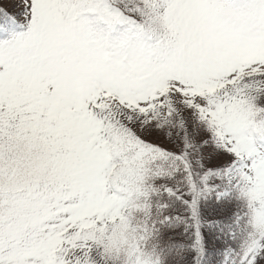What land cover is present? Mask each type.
<instances>
[{"label": "snow or ice", "instance_id": "1", "mask_svg": "<svg viewBox=\"0 0 264 264\" xmlns=\"http://www.w3.org/2000/svg\"><path fill=\"white\" fill-rule=\"evenodd\" d=\"M0 264H264V0H0Z\"/></svg>", "mask_w": 264, "mask_h": 264}]
</instances>
